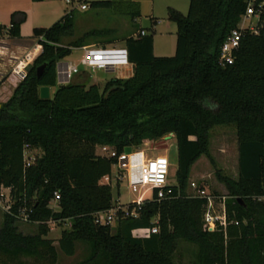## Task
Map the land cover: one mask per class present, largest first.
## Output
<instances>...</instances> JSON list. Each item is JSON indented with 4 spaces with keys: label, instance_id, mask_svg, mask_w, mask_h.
Listing matches in <instances>:
<instances>
[{
    "label": "trees",
    "instance_id": "trees-1",
    "mask_svg": "<svg viewBox=\"0 0 264 264\" xmlns=\"http://www.w3.org/2000/svg\"><path fill=\"white\" fill-rule=\"evenodd\" d=\"M88 3L90 9L132 21L141 16L136 0ZM246 4L189 0L186 15L169 8L177 27L174 55L155 56L152 35H140L141 29L127 33L132 75L111 78L102 89L87 83V73L82 81L57 84L56 64L92 39L107 38L103 46L115 42L111 31L92 29L70 39L74 9L36 30L41 51L0 102V188H8L11 198L0 226V264H59V254L73 256L78 243L88 253L74 264H179L174 256L180 241L195 246L192 264H264V22L258 34L243 31L231 64L219 61L221 45L240 23ZM23 19V13H12L11 27L0 37L20 39ZM41 86L55 87L49 99L39 97ZM218 125L235 128L238 177L216 170L227 191V226L210 232L202 222L206 198L189 195L187 186L201 156L214 165L210 136ZM170 134L177 160L169 192L158 199L154 191L136 217L118 211L115 226L98 223L99 213L114 208L112 187L101 179L110 178L116 159L100 156L97 148L108 145L120 154ZM26 148L34 156L29 166ZM55 194L57 210L51 207ZM24 214L37 224L36 233L18 229ZM64 221L69 228L61 230L55 244L47 237L49 223ZM153 225L156 233L133 234Z\"/></svg>",
    "mask_w": 264,
    "mask_h": 264
},
{
    "label": "rangeland",
    "instance_id": "rangeland-1",
    "mask_svg": "<svg viewBox=\"0 0 264 264\" xmlns=\"http://www.w3.org/2000/svg\"><path fill=\"white\" fill-rule=\"evenodd\" d=\"M140 5L141 16L132 21L127 16H121L112 13L109 10H94L88 8L81 10L77 2L67 3L65 0H43L34 2L32 0H0V24L1 28H6L11 24V14L14 12L23 13L24 19L19 22L20 38L30 40L27 43L28 49L35 46V32L41 28H48L63 15L68 13L72 8L75 21V34L70 39L81 37L85 32L92 29H104L111 31L118 39L115 42L107 43L103 46V41L107 38L100 37L90 40V44L95 47H123L124 37L127 33L136 32L144 29L145 32L153 37V54L155 56H173L176 45V24L169 19V7H173L183 15L188 11V0H136ZM254 22V19L247 21ZM70 39H67L69 41ZM3 42L8 49H5V55L0 58L2 66V75L7 76L10 73L9 56H22L18 52L10 38H4ZM26 49V50H28ZM25 50V51H26ZM82 51L79 48H73L72 53L63 61L79 62ZM89 75L87 83H97L102 89L105 82L111 78L126 74L122 71L115 70L107 72L99 69L83 68ZM1 71V70H0ZM0 75V77L2 76ZM76 74L72 77L74 81ZM82 79V78H81ZM14 80L4 82L0 87V102H4L9 97V93L13 90ZM17 85V84H16ZM15 85V86H16ZM55 87L51 88L53 93ZM141 149L146 150L147 157H155L157 155L167 156L171 166L168 175V182L175 183L176 170V143L172 134L166 135L158 140L145 141ZM210 154L213 157L214 165H212L206 156H201L192 166L188 180L187 192L191 196H195L199 190L208 194L215 200V206L218 207L219 200H223L227 196L224 185L217 179L216 170L219 169L222 174L237 179L238 177V150L235 128L233 126H214L210 136ZM119 178V180H117ZM118 181V184H117ZM101 182H109L112 187L113 206H125L136 200L142 193L144 199H150L152 192L145 190L139 185H130L129 177L123 170L112 166V173L108 181L104 178ZM195 183V187L192 186ZM4 198L0 200V226L2 223L3 212L8 207V190H4ZM264 199V198H263ZM51 207L57 210L56 203H52ZM116 225V220L111 226ZM18 229L25 234H33L37 232V224L20 219L17 223ZM50 232L48 238L52 239L55 244L60 236V232L64 228H69V222L64 221L59 225L49 223ZM134 235L141 236V232H135ZM195 246L180 241L175 253V260L179 264H192L194 258ZM88 253L87 247L83 243H78L76 252L73 256H65L59 254V264H74L83 259Z\"/></svg>",
    "mask_w": 264,
    "mask_h": 264
},
{
    "label": "built area",
    "instance_id": "built-area-1",
    "mask_svg": "<svg viewBox=\"0 0 264 264\" xmlns=\"http://www.w3.org/2000/svg\"><path fill=\"white\" fill-rule=\"evenodd\" d=\"M67 3L77 2L81 10H87L89 8V0H65ZM73 9V8H72ZM254 19V22L246 25L247 21ZM264 22V0H247L245 12L241 17V21L238 26L233 29L230 34L226 37L220 48L219 61L222 65L231 64L233 62V54L238 49L241 36L243 31H248L252 34H258L260 27ZM0 31L6 32L9 25L6 28H1ZM140 35H145L144 29L139 31ZM134 37L136 35H133ZM41 39V37H40ZM8 49L2 38L0 37V58L5 55L4 50ZM82 54L79 58V62L75 63L72 61L65 62L60 60L56 64V82L57 84H67L72 82V77L75 74L87 73L86 71H81L80 66L83 68L91 69H101L104 71H115L118 68L127 65V50L125 46L123 47H95L93 45H84L79 47ZM41 51V45L35 42V46L26 50L22 53V56L10 55V73L7 75L12 76L15 79L16 84L22 81L27 75V68L30 66L34 58ZM1 66V65H0ZM3 73L0 72V75ZM88 74V73H87ZM89 75V74H88ZM3 75L0 77V79ZM6 78V80H7ZM97 153L106 158L116 159V168L123 170L125 174L129 177L130 185H139L144 187L145 190H150L152 192L156 191V196L158 199L163 198L165 193L169 192L167 189L171 184L168 182V175L170 171L171 163L167 156L157 155L155 157H147L146 150L137 148L132 149L130 153H117V151L108 145H102L97 148ZM24 157L26 165L29 166L33 159V152L29 151L27 148L24 150ZM106 181L109 177H104ZM195 187V183H192ZM4 190H8V207L11 204V198L9 196L8 188H0V200L5 196ZM166 189V190H165ZM200 197L206 198L205 210L202 216L203 228L207 231H214L218 227L225 228L227 226V215L223 200H219L218 207L216 208L215 200L208 196V194L200 191L196 194ZM144 199L143 193L136 199L125 206L119 205L114 207L108 212L99 213L97 215L96 221L100 224H111L116 220V215L118 211H121L123 216H137V211L140 209L145 201L152 199ZM59 196L55 194L52 203H56ZM51 203V204H52ZM5 210V211H6ZM25 221L28 220V215L24 214L21 218ZM154 223L157 219L153 220ZM135 232H141V236H149L151 233L157 232V226L153 225L150 228L138 229Z\"/></svg>",
    "mask_w": 264,
    "mask_h": 264
},
{
    "label": "crops",
    "instance_id": "crops-1",
    "mask_svg": "<svg viewBox=\"0 0 264 264\" xmlns=\"http://www.w3.org/2000/svg\"><path fill=\"white\" fill-rule=\"evenodd\" d=\"M189 1V0H188ZM169 8H173V7H169ZM173 9H175V8H173ZM1 38H2V40L4 39V38H7L8 39V37L7 36H1ZM11 40H12V42H13V44H14V46L16 47V49L18 50V52H21V53H23V52H25V50L26 49H28L29 47L27 46V44L25 43L27 40H23V39H18V38H10ZM8 47V46H7ZM0 72H2V66H0ZM117 70H119V71H122V72H124V73H126V74H122V75H119V76H117V77H115V78H127V77H130L131 75H132V72H133V66H132V64H130L129 62L127 63V65H125V66H122V67H120V68H118ZM107 72H110V71H107ZM83 73H80V74H76V76H75V79H74V81L73 82H79V81H82L83 80ZM82 78V79H81ZM11 80H14L15 81V79L12 77V76H9L8 78H7V80H6V82H8V81H11ZM15 85H16V82H14V85H13V87H15ZM51 88L52 87H50V91H51ZM10 95H11V92L9 93ZM52 94V93H51ZM9 95V96H10ZM8 99V98H7ZM6 99V100H7ZM6 100H4V101H6ZM135 233V231L133 232V234Z\"/></svg>",
    "mask_w": 264,
    "mask_h": 264
},
{
    "label": "water",
    "instance_id": "water-1",
    "mask_svg": "<svg viewBox=\"0 0 264 264\" xmlns=\"http://www.w3.org/2000/svg\"><path fill=\"white\" fill-rule=\"evenodd\" d=\"M44 67H45V65L44 64H42V65H40V66H38L37 68H36V75L39 77L40 75H41V73H42V71H43V69H44ZM31 70V66H29L28 68H27V71H30ZM51 91H50V87L49 86H41L40 88H39V97L41 98V99H49L50 97H51ZM132 151V148L131 147H126L125 149H124V152L125 153H130Z\"/></svg>",
    "mask_w": 264,
    "mask_h": 264
}]
</instances>
